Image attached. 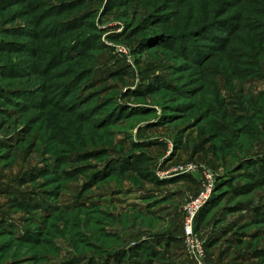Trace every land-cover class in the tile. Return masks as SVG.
Returning a JSON list of instances; mask_svg holds the SVG:
<instances>
[{
    "label": "rangeland",
    "instance_id": "1",
    "mask_svg": "<svg viewBox=\"0 0 264 264\" xmlns=\"http://www.w3.org/2000/svg\"><path fill=\"white\" fill-rule=\"evenodd\" d=\"M254 162L264 0H0V264H199L208 173L203 264H264Z\"/></svg>",
    "mask_w": 264,
    "mask_h": 264
},
{
    "label": "built area",
    "instance_id": "2",
    "mask_svg": "<svg viewBox=\"0 0 264 264\" xmlns=\"http://www.w3.org/2000/svg\"><path fill=\"white\" fill-rule=\"evenodd\" d=\"M182 170L184 172H189L193 169L190 165L187 168L182 166L176 167L175 170ZM214 175L208 173L204 183V189L201 193L193 199L186 207V217L184 221V241L186 243L187 249L190 253L196 257L199 264H203V259L205 257V249L201 241H199L195 236L194 220L197 216L199 209L202 207L204 201L208 197V193L211 191L214 183Z\"/></svg>",
    "mask_w": 264,
    "mask_h": 264
},
{
    "label": "trees",
    "instance_id": "3",
    "mask_svg": "<svg viewBox=\"0 0 264 264\" xmlns=\"http://www.w3.org/2000/svg\"><path fill=\"white\" fill-rule=\"evenodd\" d=\"M174 39H176V40H178V41H180V39H184L183 38V36H181V38H179L178 36H176V38H174ZM186 41L187 42H191V41H194V38L192 37L191 38V36H189V39H186ZM183 43V42H182ZM186 45H189V46H191V49H193L194 48V45H196V46H198V47H200V49H202V46L199 44L198 45V43H194V42H192V45H190L189 43H186ZM189 48V47H188ZM187 48V49H188ZM204 48V47H203ZM149 90H151V87H149ZM148 93H150V92H148ZM34 100V102H32V103H37L38 101L37 100H35V99H33ZM115 166V165H114ZM122 166H124V165H122ZM253 170H255V171H257V173L255 174V180H259L260 179V177H258V176H264V163H258V162H254L253 163ZM115 168V167H114ZM132 170L133 171H135L139 176H141L142 178H144V179H153V180H156V176L155 175H153V173L151 172V173H148L147 171H144V167H143V165H134L133 166V168H132ZM46 171V170H45ZM44 171H42L41 173H43ZM40 173V174H41ZM181 176H183V175H181ZM5 190H8V186L7 187H5ZM11 192H14V189L11 191ZM18 195H15L14 197H17ZM33 197V196H32ZM25 200V199H24ZM33 200H34V202H32V203H25V206H21V208L22 209H26V207L27 206H29L30 204H32V208L33 209H35V208H37L38 207V205L39 204H43L42 203V201L44 200L43 198L41 199V196L39 197V196H36V197H33ZM25 201H19V203H24ZM34 206H36V207H34ZM42 208H45L44 207V204H43V206H41ZM205 209V208H204ZM201 210L200 212H199V214H198V217H197V220H196V227L198 226H200L201 225V223H202V221H203V219H204V215H205V210ZM153 251V250H152Z\"/></svg>",
    "mask_w": 264,
    "mask_h": 264
}]
</instances>
